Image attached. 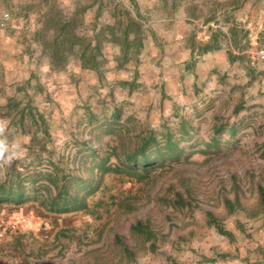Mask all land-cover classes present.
<instances>
[{
	"label": "rangeland",
	"instance_id": "rangeland-1",
	"mask_svg": "<svg viewBox=\"0 0 264 264\" xmlns=\"http://www.w3.org/2000/svg\"><path fill=\"white\" fill-rule=\"evenodd\" d=\"M114 1L129 7L127 0ZM93 2L0 0V19L3 14H8L9 19L6 28L0 30L6 37L18 32V38L25 42L38 26L40 12L57 9L70 14L76 4L87 6ZM110 2L105 4L106 8L113 6ZM136 2L141 11L153 12L146 14L144 21H156L152 27L162 47L156 46L150 38L145 42L138 68L141 83L138 91L129 94L128 89L117 88L108 94V89L103 87L96 88L92 94L88 91L89 109L98 115L117 107L120 125L129 129L122 139L117 134H103L98 152L101 157L106 156L110 148L118 153L121 140L127 141L142 131L161 132L164 123L172 127L180 119H185L193 128L191 146L178 162L157 168L145 181L105 175L102 190L88 199L90 213L48 217L38 216L31 204L18 208L0 205V264H250L264 258V210L257 194V187L264 188V68L253 62L255 51L264 46L263 1L245 0L226 14L227 27L234 26L245 33L248 59L236 60L234 73L217 75L207 70L208 58L203 56L195 65H200L199 78L185 70L191 55L184 41L192 32L196 34V41H207L208 29H215L216 23L207 26L200 20L187 23L182 16L185 9L178 5L179 14L167 30L166 19H161L159 13L170 9L168 6L164 8L160 0ZM19 9H27L30 14V25L26 29L22 26L16 29L13 24L21 23L17 18ZM226 15H219L220 23ZM91 16L87 13L86 17ZM156 19L164 25H159ZM227 27L222 26V31L226 32ZM251 42L256 44L251 46ZM108 52H111L109 48ZM74 64L77 65L71 62L70 67ZM14 74L0 65L1 161L24 157L30 140L29 134L8 130V120L1 109L8 97L32 99L33 105L49 121L55 152H62L64 143L70 144L71 134L78 135L83 128L79 125L78 130L73 126L82 119L84 101L73 100L79 109L70 110V100L75 98L73 93H82L80 82L71 79L72 76L66 82L64 78L57 76L51 80L45 75L39 86L34 79L20 81ZM93 76H86V81L95 80ZM186 76L198 87L194 84L184 91L182 85ZM127 77L129 74L120 78ZM165 82L169 86L166 87ZM62 84L70 86L72 91L62 89ZM93 96H98L99 100ZM239 105L242 108L234 115L233 109ZM214 124H235L238 131L233 145L225 147L222 140L218 150L206 153L203 147L212 137L210 129ZM221 135L226 139L227 132ZM116 164L115 156H110L108 165ZM175 193L188 203L187 207L182 210L170 207ZM236 196L241 208L230 214L224 202H232ZM208 213L222 222L232 238L220 235L207 225ZM142 219L151 222L158 241L153 251L137 249L133 262L128 263L112 245L111 237L118 233L133 247L135 243L129 229L136 220ZM18 237L22 249L15 242ZM95 249L99 251L92 257L87 254Z\"/></svg>",
	"mask_w": 264,
	"mask_h": 264
},
{
	"label": "trees",
	"instance_id": "trees-1",
	"mask_svg": "<svg viewBox=\"0 0 264 264\" xmlns=\"http://www.w3.org/2000/svg\"><path fill=\"white\" fill-rule=\"evenodd\" d=\"M111 1L94 0L87 6L76 4L70 15H64L57 9L45 11L40 15V27L33 33L32 39L39 42L42 53L49 58L52 70H63L69 61L78 60L82 69L96 72L98 78L109 70L132 71L134 80L123 83L129 86L128 93L132 94L139 86L136 76L145 42L150 38L160 48L162 43L152 27L156 21H144L136 0H127L129 7L123 6V2ZM160 1L164 8H170L162 9L159 13L161 19H166L167 30L179 14L176 9L178 5L185 9L182 12L185 22L200 20L205 26L210 23L217 25L215 29H208V40L205 42L196 41L194 32L187 36L184 43L191 59L185 63L186 71L192 70L204 55L223 49V44L229 43L231 47L238 48L239 31L234 26L227 27L226 14L237 9L245 0ZM261 1L264 5V0ZM109 2L113 6L106 8L105 4ZM88 12L92 15L90 18L86 17ZM146 13L150 14L151 11L147 10ZM219 15H226L221 23ZM157 21L159 25H164L161 20ZM222 26L227 27L226 32L222 31ZM108 48L111 52H108ZM111 66L113 67L110 68ZM25 97L26 100L8 97L1 108L8 120V130L29 134L30 140L28 153L22 158L3 162V153L0 154V205L18 208L31 204L38 216L48 217L90 213L88 199L102 190L105 175L145 181L157 168L178 162L185 149L191 146L193 128L185 119H180L172 127L164 123L161 132L147 130L127 141L121 140L118 153L115 148H110L107 155L101 157L98 152L101 136L117 134L122 139L129 133V129L120 125L122 123L117 107L109 113L102 112L98 115L93 109L85 108L82 119H79L77 126H73L80 130L79 125H82L81 133L77 131L78 135L71 134L70 144L65 142L64 150L56 153L48 119L33 105L32 99ZM241 108V105L235 107L233 114L237 115ZM210 131L212 137L203 147V152L206 153L218 150L222 140L225 147L233 145L238 129L235 124H214ZM225 131L227 137L223 139L221 134ZM85 134L87 137L84 138ZM262 152L264 157V146ZM112 155L115 156L117 164L110 166L108 159ZM257 194L259 204L264 210V188L257 187ZM169 205L176 210H182L188 203L175 193ZM224 205L230 214L241 208L238 196L232 202L226 200ZM206 222L220 235L232 238V234L212 214H207ZM129 233L134 239L133 247L118 233H113L111 237L112 245L128 263L133 262L137 249H155L158 236L149 220H136L130 226ZM102 234L103 231L101 236ZM19 240L18 237L15 242L22 249ZM98 251L99 249H95L87 254L92 257ZM250 264H264V258Z\"/></svg>",
	"mask_w": 264,
	"mask_h": 264
},
{
	"label": "crops",
	"instance_id": "crops-1",
	"mask_svg": "<svg viewBox=\"0 0 264 264\" xmlns=\"http://www.w3.org/2000/svg\"><path fill=\"white\" fill-rule=\"evenodd\" d=\"M26 10L27 9H19L17 18L20 20L22 24L20 23L19 25V23L18 24L13 23L16 25L15 27L16 29L21 28V26L23 28L29 27L30 25L29 15L30 14ZM46 10L49 11V9H46ZM139 10L141 14L143 15V18L146 17V14H148L146 13L147 10L151 11L150 9H144V11H141V9ZM42 13L43 12H40L37 18H40V15ZM88 13L90 14V12ZM151 13L153 12L151 11ZM66 15H70V14H66ZM37 22H38V26L36 27L35 30H33L34 32L40 27L39 20H37ZM7 25L8 23H6L2 29H5ZM1 31L2 30H0V65H2L5 71H13L15 73L14 77H18L20 81L27 80V79H31V80L34 79L35 84L39 85L40 84L39 82H41L40 79H45V75H47L48 79L51 78L52 80L53 78L55 79L58 76V78L59 77L64 78V81L66 82H69L68 79H70V76H72L73 78L71 79L77 80L78 82H80L81 90H82L81 92L85 95H82V93L74 92L73 95L75 98H72V100H70V103H71L70 110H72L71 109L72 107H75L74 108L75 110L79 109L78 105L76 106L77 102L74 103L73 100L74 101L83 100L84 103H82V107L84 106L83 107L84 109L89 108L88 102H87V100L89 99L88 96L89 94H92V92L96 91V88L103 87L106 90L108 89V92H107L108 94H111L112 91H114L117 88L121 90L128 89L129 86H126L123 83H131L134 80V73L132 71H126V70H119V71L109 70V71L103 72V74L101 75V78H98L99 76L96 72L82 69L78 60L69 61L68 65L63 70H60V71L52 70L49 64V58L45 54L42 53L39 42H35L32 39V35L34 32L32 33L31 37L29 36L28 38L29 40H25V42H22L20 38H18L17 36L18 32L11 33L9 37H6L4 33ZM238 31H239V36H240V43L238 45V48H233L231 47L229 43L228 44L226 43L225 48L219 51H215V52L204 55L208 58L205 61L206 64L208 65L207 70L210 69L211 71L216 72L217 75L220 73H224V72L234 73L236 66H237V64L235 65V61L236 60L243 61V60L248 59L247 53H248L249 48L248 47L246 48V41L244 39L245 33L244 31L242 33L240 32V30ZM207 40H208V36H207ZM249 44L252 46V45H255L256 43L251 42ZM262 47L264 48V46ZM229 53L231 56L229 55ZM207 60L209 61V63H207ZM253 60H255L253 62H256L257 65H262L264 68L263 62L258 61L256 59H253ZM71 62H76L77 65L74 64V66H72L71 68L70 67ZM253 62H251V65L254 64ZM112 67L113 66H111L110 68ZM199 67L200 65L194 67L192 70L188 71V73L193 72L194 76H197L199 78L198 76ZM70 69H72L71 72H70ZM126 74H129V77L124 78V79L120 78L122 75H126ZM89 75L90 76L94 75L93 77L95 78V80L86 81L88 80L86 76H89ZM138 78H139V74H137L136 76V79H137L136 82L138 84H141L139 83ZM185 78L186 79L183 81V85H182L184 91H188V89L193 87L194 84H195V87H198L197 83H194V82L192 83V80L190 79L189 76H186ZM165 86L166 87L169 86V83L165 82ZM60 87L62 89L66 88L69 91L70 90L72 91V89H70L71 88L70 86L65 87L62 84L60 85ZM140 87L141 86L139 85L138 88H136V90L134 91L135 92L138 91ZM88 91H90L89 94H88ZM108 94H104L103 96L104 97L106 95L108 96ZM83 96H85L86 98H84ZM94 97L97 98V100H99L98 96H93V98Z\"/></svg>",
	"mask_w": 264,
	"mask_h": 264
},
{
	"label": "built area",
	"instance_id": "built-area-1",
	"mask_svg": "<svg viewBox=\"0 0 264 264\" xmlns=\"http://www.w3.org/2000/svg\"><path fill=\"white\" fill-rule=\"evenodd\" d=\"M8 21V14H3L0 19V28H3ZM254 58L264 63V48L255 51Z\"/></svg>",
	"mask_w": 264,
	"mask_h": 264
}]
</instances>
